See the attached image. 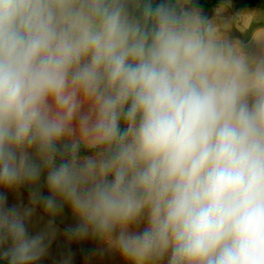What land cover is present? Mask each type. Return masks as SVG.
Instances as JSON below:
<instances>
[{"label":"clouds","instance_id":"obj_1","mask_svg":"<svg viewBox=\"0 0 264 264\" xmlns=\"http://www.w3.org/2000/svg\"><path fill=\"white\" fill-rule=\"evenodd\" d=\"M258 46L196 0H0V260L47 254L40 205L126 264H264Z\"/></svg>","mask_w":264,"mask_h":264},{"label":"crops","instance_id":"obj_2","mask_svg":"<svg viewBox=\"0 0 264 264\" xmlns=\"http://www.w3.org/2000/svg\"><path fill=\"white\" fill-rule=\"evenodd\" d=\"M244 45L246 47V44ZM40 191L43 195L48 194L43 178L40 182ZM0 193L6 195L9 206L15 205L21 209L32 206L28 186H21L15 190L0 188ZM77 223L68 206L54 217L46 213L42 206H35L28 221L29 233L30 235L46 233L48 236L47 254L38 264H126L121 254L106 241L91 234L83 238L73 236L71 229ZM0 264L7 262L0 260Z\"/></svg>","mask_w":264,"mask_h":264},{"label":"rangeland","instance_id":"obj_3","mask_svg":"<svg viewBox=\"0 0 264 264\" xmlns=\"http://www.w3.org/2000/svg\"><path fill=\"white\" fill-rule=\"evenodd\" d=\"M199 8L208 18L214 17L222 35L246 44L249 51L260 50L258 45L264 42V0L247 8L230 0H224L215 7Z\"/></svg>","mask_w":264,"mask_h":264},{"label":"trees","instance_id":"obj_4","mask_svg":"<svg viewBox=\"0 0 264 264\" xmlns=\"http://www.w3.org/2000/svg\"><path fill=\"white\" fill-rule=\"evenodd\" d=\"M222 1L224 0H196V4L198 6H203V7H215L218 4H220ZM230 1L241 3L242 7L247 8V7L255 6L261 0H230Z\"/></svg>","mask_w":264,"mask_h":264}]
</instances>
